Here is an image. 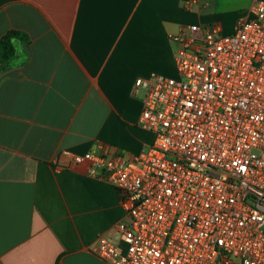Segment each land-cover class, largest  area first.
<instances>
[{
	"label": "crops",
	"instance_id": "1",
	"mask_svg": "<svg viewBox=\"0 0 264 264\" xmlns=\"http://www.w3.org/2000/svg\"><path fill=\"white\" fill-rule=\"evenodd\" d=\"M255 0H0V40L18 41L0 72V264H107L90 251L117 238L121 197L58 155L109 146L130 160L155 134L140 125L137 78H178L171 40L190 24L232 34Z\"/></svg>",
	"mask_w": 264,
	"mask_h": 264
},
{
	"label": "built area",
	"instance_id": "2",
	"mask_svg": "<svg viewBox=\"0 0 264 264\" xmlns=\"http://www.w3.org/2000/svg\"><path fill=\"white\" fill-rule=\"evenodd\" d=\"M169 38L179 77L134 85L154 143L130 160L109 146L58 155L121 197L117 238L90 251L107 264H264V0L232 34L190 24Z\"/></svg>",
	"mask_w": 264,
	"mask_h": 264
},
{
	"label": "trees",
	"instance_id": "3",
	"mask_svg": "<svg viewBox=\"0 0 264 264\" xmlns=\"http://www.w3.org/2000/svg\"><path fill=\"white\" fill-rule=\"evenodd\" d=\"M30 44V36L19 30L8 31L0 40V72L5 71L16 56V43Z\"/></svg>",
	"mask_w": 264,
	"mask_h": 264
},
{
	"label": "rangeland",
	"instance_id": "4",
	"mask_svg": "<svg viewBox=\"0 0 264 264\" xmlns=\"http://www.w3.org/2000/svg\"><path fill=\"white\" fill-rule=\"evenodd\" d=\"M141 94H143V95H144V91H142V92H141Z\"/></svg>",
	"mask_w": 264,
	"mask_h": 264
}]
</instances>
